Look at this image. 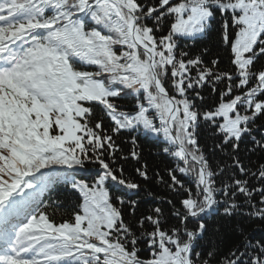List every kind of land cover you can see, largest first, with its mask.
<instances>
[{"label": "snow or ice", "instance_id": "snow-or-ice-1", "mask_svg": "<svg viewBox=\"0 0 264 264\" xmlns=\"http://www.w3.org/2000/svg\"><path fill=\"white\" fill-rule=\"evenodd\" d=\"M0 264H264V0H0Z\"/></svg>", "mask_w": 264, "mask_h": 264}, {"label": "trees", "instance_id": "trees-1", "mask_svg": "<svg viewBox=\"0 0 264 264\" xmlns=\"http://www.w3.org/2000/svg\"><path fill=\"white\" fill-rule=\"evenodd\" d=\"M211 39L214 41L215 40V36H213ZM203 46H204L203 44H199L198 45L197 43H195L193 41H189L187 43V48L188 49H192L193 50V54H197L198 51H199V49H201ZM208 46L211 47V43H209ZM150 151L151 152H154L155 149L152 148L151 145H145V147H144V154H145V157H146L148 163L151 164V165H160V166H163V163L164 162L161 159H159V158H153V157H151V156L148 155V153Z\"/></svg>", "mask_w": 264, "mask_h": 264}]
</instances>
